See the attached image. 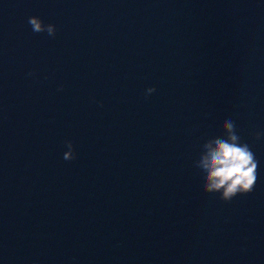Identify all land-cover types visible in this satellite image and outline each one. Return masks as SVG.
I'll return each instance as SVG.
<instances>
[{
  "label": "water",
  "instance_id": "95a60500",
  "mask_svg": "<svg viewBox=\"0 0 264 264\" xmlns=\"http://www.w3.org/2000/svg\"><path fill=\"white\" fill-rule=\"evenodd\" d=\"M226 119L259 162L230 202L196 167ZM258 132L264 0H0V264H264Z\"/></svg>",
  "mask_w": 264,
  "mask_h": 264
},
{
  "label": "clouds",
  "instance_id": "9594fccd",
  "mask_svg": "<svg viewBox=\"0 0 264 264\" xmlns=\"http://www.w3.org/2000/svg\"><path fill=\"white\" fill-rule=\"evenodd\" d=\"M28 23L34 33H47L50 37H55L57 33L55 24H45L38 16L29 17ZM156 91L155 87H149L145 94L150 96ZM223 130L222 136L208 139L203 144L196 167L202 176L203 191L209 194L219 193L222 201L230 202L237 195L250 194L254 190L259 162L250 146L241 141L234 121L226 119ZM261 138H264V132L256 133V139ZM66 146L69 150L64 153L63 158L74 160L76 153L73 142L67 141Z\"/></svg>",
  "mask_w": 264,
  "mask_h": 264
}]
</instances>
